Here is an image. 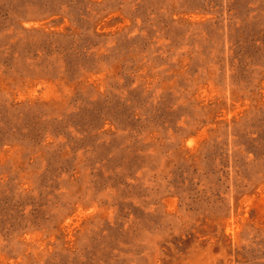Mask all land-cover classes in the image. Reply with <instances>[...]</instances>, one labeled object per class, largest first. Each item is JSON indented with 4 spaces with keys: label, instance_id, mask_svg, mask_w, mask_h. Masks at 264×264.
<instances>
[{
    "label": "rangeland",
    "instance_id": "rangeland-1",
    "mask_svg": "<svg viewBox=\"0 0 264 264\" xmlns=\"http://www.w3.org/2000/svg\"><path fill=\"white\" fill-rule=\"evenodd\" d=\"M0 264H264V0H0Z\"/></svg>",
    "mask_w": 264,
    "mask_h": 264
}]
</instances>
